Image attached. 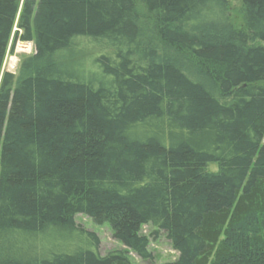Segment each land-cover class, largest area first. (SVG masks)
I'll use <instances>...</instances> for the list:
<instances>
[{
  "label": "trees",
  "instance_id": "16d2710c",
  "mask_svg": "<svg viewBox=\"0 0 264 264\" xmlns=\"http://www.w3.org/2000/svg\"><path fill=\"white\" fill-rule=\"evenodd\" d=\"M235 2L0 0V264H133L78 213L143 260L151 224L166 264H264V0ZM78 40L89 79L57 65Z\"/></svg>",
  "mask_w": 264,
  "mask_h": 264
},
{
  "label": "rangeland",
  "instance_id": "374dc122",
  "mask_svg": "<svg viewBox=\"0 0 264 264\" xmlns=\"http://www.w3.org/2000/svg\"><path fill=\"white\" fill-rule=\"evenodd\" d=\"M24 1L26 0H22V5ZM237 3L235 0H231L233 8H231V10H236ZM36 9L37 0L34 7V14H36ZM21 10L22 8L20 9V13ZM20 13L18 14V19ZM18 19L2 67V75L5 72L13 74V87H15L22 75L23 63L32 59L37 54L35 38L32 40L21 39V33L23 31L18 27ZM86 42V40H78L73 50L67 51V53L64 54L61 53L60 57H57V65L60 66L63 64L65 68H70L72 72L77 73L82 79L91 78L94 71H96L97 68L94 66L93 56L96 52V48L99 50L100 47L99 44H94L93 47H90L93 43L91 41H88V43ZM211 168L216 169V165H211ZM75 220L79 227H82L86 231L93 232L98 236L100 241L99 250L102 254L114 250H123L128 253L133 264H166L176 260L178 257V252L173 248L166 233L159 231L151 224L144 225L141 232L149 238V250L152 252L153 257L152 260H143L137 254L128 250L114 237L113 228L109 222L98 223L93 218L83 213L76 214Z\"/></svg>",
  "mask_w": 264,
  "mask_h": 264
}]
</instances>
